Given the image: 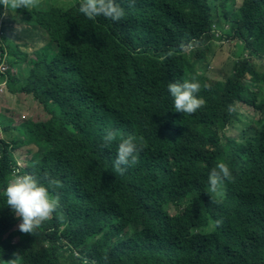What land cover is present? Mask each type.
I'll list each match as a JSON object with an SVG mask.
<instances>
[{"label": "trees", "instance_id": "obj_1", "mask_svg": "<svg viewBox=\"0 0 264 264\" xmlns=\"http://www.w3.org/2000/svg\"><path fill=\"white\" fill-rule=\"evenodd\" d=\"M117 3L126 10L119 22L89 19L72 0L9 12L23 15L21 28L0 23V79L46 115L17 127L1 121L0 264L16 252L23 264H264V109L247 134L228 133L238 119L229 106L256 97L246 76L264 89V0L237 9L228 0ZM223 40L247 57L219 78L209 55ZM193 77L206 103L184 115L168 85ZM108 129L144 138L123 175L113 172L118 142L104 147ZM220 160L233 179L212 204L208 176ZM26 173L62 184L61 208L36 236L19 231L3 195Z\"/></svg>", "mask_w": 264, "mask_h": 264}, {"label": "clouds", "instance_id": "obj_2", "mask_svg": "<svg viewBox=\"0 0 264 264\" xmlns=\"http://www.w3.org/2000/svg\"><path fill=\"white\" fill-rule=\"evenodd\" d=\"M44 3L45 0H0V4L4 6L5 15L19 9L32 12L34 9L44 7ZM134 6L135 0H129V7L132 8ZM79 11L92 20L102 16L106 19L119 22L126 17V10L117 3V0H80ZM169 55H171V53H169ZM246 56L247 53L243 54V56L241 55L243 58H246ZM2 68L8 69L7 66H2L0 69L1 71ZM257 70L259 72L260 67H258ZM230 72L228 73L229 75ZM252 81L254 80L251 76H246V79H244L246 84L254 88L256 97L254 98L250 93H247L246 101L239 98L235 102L233 109L229 106V111L235 110L238 115L236 124H246L248 128L252 121L260 117V112L264 109V89L261 90V85L257 84L258 82ZM168 91L174 98V110L176 112H181L184 115H192L205 106V100L197 95L201 91V84L195 77H193L191 81L184 80L183 82L170 83L168 85ZM242 109L253 112L255 116L249 118V116L239 112V110L242 111ZM246 119L250 121L246 122ZM236 124L234 126L235 129H230V131L233 133L231 136L238 137L237 139H239L241 135L247 133L243 131L245 130L244 128L241 134L237 132ZM235 132L239 135L237 136L234 134ZM103 140L105 148H110L114 142H118L117 156L113 168V172L116 175H123L129 166L136 165L139 162L141 152L146 147L142 136L137 137L129 135L127 138H124L120 136L117 131L112 129L106 130ZM19 167L25 168L24 166ZM43 179L47 181L46 185L41 183L33 174L26 173L16 175L14 179L8 182L6 190L3 193L6 197L7 207L12 209L17 219L21 220L18 226L21 233L36 236L42 224L48 221L61 208V197L57 190L62 187V184L59 180L47 174H45ZM232 179V170L229 164L223 160H220L216 166L211 169L208 176L209 190L207 193L211 196L212 204L220 203V201L216 199V196L222 194L225 182L231 181ZM166 209L168 210V207ZM169 212H171L172 215L178 214L179 209L173 207L171 210L169 209ZM215 223L219 226L223 221L216 220ZM13 257L14 258L11 260H4V264H23V257L20 252L13 253ZM105 259H107L106 256Z\"/></svg>", "mask_w": 264, "mask_h": 264}, {"label": "rangeland", "instance_id": "obj_3", "mask_svg": "<svg viewBox=\"0 0 264 264\" xmlns=\"http://www.w3.org/2000/svg\"><path fill=\"white\" fill-rule=\"evenodd\" d=\"M72 0H45L44 7L48 5H56V6H67ZM230 5L233 9H237L242 5L243 0H228ZM2 7H4L2 5ZM4 12V9L2 10ZM19 17L23 18V15L18 16V20H14L12 18V15H3L0 16V23L7 21L15 25L16 27H23L25 25V22L21 21ZM226 25V24H225ZM224 28H227L223 25ZM228 40H223L221 42L215 41L212 44L211 52L209 55V61H211V66H213L211 69L212 75L219 77V73L222 75L228 74L230 70L232 69V66L235 62H237L241 58V49L240 44L237 47L235 44L229 43ZM42 45V44H41ZM32 47V46H28ZM247 57V56H246ZM245 58V57H244ZM250 58V57H248ZM258 66L260 64H263L262 62L254 61ZM7 66V64H5ZM3 73H7L8 69L2 68ZM19 72L14 69V72L12 74H18ZM6 81H2L0 79V136L2 127H1V121H3L5 124H12L13 127H17L18 125L23 124L24 122L28 121H38V120H46V115L44 110L34 101H31L29 98L26 99V97L21 96H11L6 89ZM24 108V109H22ZM240 113L249 116V118H253L255 114L251 111H247L246 109L239 110ZM250 121L249 119H246V122ZM248 129V126L246 124H236L237 132L241 134L242 129ZM237 136L239 134H237ZM16 134V132H15ZM229 135H233V133L230 131ZM22 151V150H21ZM18 165L19 166H26V153L22 157H18L20 155V150L14 153ZM21 158V159H20Z\"/></svg>", "mask_w": 264, "mask_h": 264}]
</instances>
